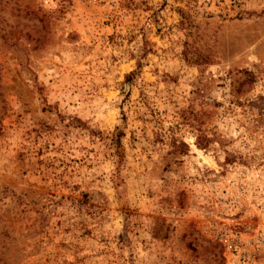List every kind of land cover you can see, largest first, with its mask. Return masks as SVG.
I'll return each mask as SVG.
<instances>
[{
  "label": "rangeland",
  "instance_id": "374dc122",
  "mask_svg": "<svg viewBox=\"0 0 264 264\" xmlns=\"http://www.w3.org/2000/svg\"><path fill=\"white\" fill-rule=\"evenodd\" d=\"M0 264H264V0H0Z\"/></svg>",
  "mask_w": 264,
  "mask_h": 264
},
{
  "label": "trees",
  "instance_id": "16d2710c",
  "mask_svg": "<svg viewBox=\"0 0 264 264\" xmlns=\"http://www.w3.org/2000/svg\"><path fill=\"white\" fill-rule=\"evenodd\" d=\"M227 160V159H226Z\"/></svg>",
  "mask_w": 264,
  "mask_h": 264
}]
</instances>
